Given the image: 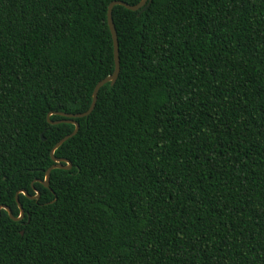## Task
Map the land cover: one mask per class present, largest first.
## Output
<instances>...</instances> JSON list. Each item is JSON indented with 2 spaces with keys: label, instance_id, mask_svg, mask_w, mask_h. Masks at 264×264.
<instances>
[{
  "label": "trees",
  "instance_id": "trees-1",
  "mask_svg": "<svg viewBox=\"0 0 264 264\" xmlns=\"http://www.w3.org/2000/svg\"><path fill=\"white\" fill-rule=\"evenodd\" d=\"M111 1L0 0V264H264V0L113 5L38 181Z\"/></svg>",
  "mask_w": 264,
  "mask_h": 264
},
{
  "label": "water",
  "instance_id": "water-1",
  "mask_svg": "<svg viewBox=\"0 0 264 264\" xmlns=\"http://www.w3.org/2000/svg\"><path fill=\"white\" fill-rule=\"evenodd\" d=\"M151 0H140L135 4H129L127 2H124L122 0H112L108 6H107V12H106V21H107V25L111 34V38H112V52H113V62H114V67L112 72L105 76L104 78L100 79L94 86L93 90H92V94H91V102L89 107L83 111V112H79V113H66V112H55L58 113V115L64 117L62 119H58V120H54L53 123L51 124H56L59 122H68V123H72L74 125V129L71 131V133L63 136L62 138H60L54 145L53 147L50 149V157L52 159V161L54 162L52 165H50L49 167L46 168L45 172H44V178L43 180H38L42 185H44L45 187L48 186V179H49V174L50 171L54 168H62V169H69L68 167V159L63 158V157H55L53 155L54 150L63 142L65 141L67 138L71 137L72 135H74L78 129V123L74 120V118L76 117H84L87 116L93 109L94 105H95V101H96V97H97V91L99 89L100 86H102L104 83L109 82L110 84L114 83V81L117 78V75L119 73V55H118V42H117V36H116V31L114 28V24L112 21V17H111V10L113 5L115 4H119L124 6L126 9L135 11L140 9V12H142L143 10H145L149 4H150ZM52 112H49L46 115V119L47 122L49 123V121H52L49 119V115ZM40 138L41 140H44L43 134H40ZM62 162L64 164H62ZM19 192H26V190L21 189L19 191H17L15 193V201L17 203L18 209H19V213L17 216H14L11 212V209L6 206V205H0V208H3L4 210H6V212L8 213L9 217L12 220H20L23 217V208L21 206V204L18 201V193ZM35 195L33 196H28V194L26 196H28L29 198H34L37 194L39 195L38 190H35ZM27 193V192H26ZM20 233H22V231H20Z\"/></svg>",
  "mask_w": 264,
  "mask_h": 264
},
{
  "label": "snow or ice",
  "instance_id": "snow-or-ice-1",
  "mask_svg": "<svg viewBox=\"0 0 264 264\" xmlns=\"http://www.w3.org/2000/svg\"><path fill=\"white\" fill-rule=\"evenodd\" d=\"M50 115H58V113H55V112H52V113H50ZM54 121H49V123H53ZM78 127V126H77ZM47 129H45V131H46ZM73 165H72V162L71 161H68V167L69 168H71ZM20 195H24V196H26L27 195V193L26 192H21V193H18V196H20ZM34 199H36V200H39V195L37 194L35 197H34Z\"/></svg>",
  "mask_w": 264,
  "mask_h": 264
}]
</instances>
